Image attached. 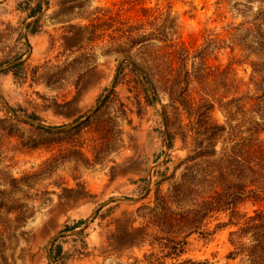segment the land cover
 I'll use <instances>...</instances> for the list:
<instances>
[{"label": "rangeland", "instance_id": "374dc122", "mask_svg": "<svg viewBox=\"0 0 264 264\" xmlns=\"http://www.w3.org/2000/svg\"><path fill=\"white\" fill-rule=\"evenodd\" d=\"M240 186L235 221L264 211V0H0V264H253Z\"/></svg>", "mask_w": 264, "mask_h": 264}, {"label": "trees", "instance_id": "16d2710c", "mask_svg": "<svg viewBox=\"0 0 264 264\" xmlns=\"http://www.w3.org/2000/svg\"><path fill=\"white\" fill-rule=\"evenodd\" d=\"M244 189H245L244 186H240L238 187V192L230 193L226 191V199L224 200V204H226L228 209H231V211L229 212V216H228L230 223L239 225L237 230L233 231V234L238 233L241 237H244L249 234L252 235V239L254 240V242L251 243V245L247 247L246 251L248 255L247 254L246 255L249 258H251V260H253V264H264V262L258 261L264 258V244H262V242L260 243V238H259L260 232L264 230V211L255 209L253 210V215H248V216L245 215L243 220L235 221L234 214L236 213V210H234V207H230L235 197L240 196V194H244L245 197L248 196L247 192L244 191ZM219 201L221 202V200H217V204ZM211 207H213L216 210L221 209V207H217L214 205H212ZM140 237L142 236L138 235V236H135L133 239L139 240ZM132 241H133L132 244L136 243L135 242L136 240H132ZM177 243L178 242L174 243L172 246L171 245L169 246L170 247L169 249H171L170 253H174L175 255H177L176 253L181 252L182 243H180L179 248H177L176 246ZM231 255H233V253H229L228 257L230 258Z\"/></svg>", "mask_w": 264, "mask_h": 264}]
</instances>
